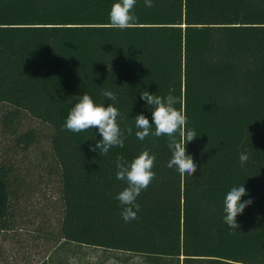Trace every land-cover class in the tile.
<instances>
[{
    "label": "trees",
    "instance_id": "16d2710c",
    "mask_svg": "<svg viewBox=\"0 0 264 264\" xmlns=\"http://www.w3.org/2000/svg\"><path fill=\"white\" fill-rule=\"evenodd\" d=\"M119 0H0V101L50 124L59 163L66 241L133 252L157 263L264 264V0H137L138 18L125 29L108 27ZM112 91L118 102L102 92ZM148 91L184 101L187 143L197 171L181 177L166 165L168 137L136 138L135 117L152 123ZM119 109L123 148L107 155L91 147L98 129L63 128L77 97ZM177 109L181 104L174 105ZM153 126V131H154ZM34 134L19 137L25 145ZM156 156V177L137 198L138 218L126 223L115 197L116 157L131 162L143 150ZM247 154L243 164L240 155ZM244 185L253 203L224 223L223 201ZM11 169L0 164V232L14 218Z\"/></svg>",
    "mask_w": 264,
    "mask_h": 264
},
{
    "label": "rangeland",
    "instance_id": "374dc122",
    "mask_svg": "<svg viewBox=\"0 0 264 264\" xmlns=\"http://www.w3.org/2000/svg\"><path fill=\"white\" fill-rule=\"evenodd\" d=\"M15 113L0 101V164L11 169L16 189L14 218L0 232V264H179L66 241L61 168L51 144L54 129L27 111ZM27 132L35 138L29 145L19 141Z\"/></svg>",
    "mask_w": 264,
    "mask_h": 264
},
{
    "label": "clouds",
    "instance_id": "9594fccd",
    "mask_svg": "<svg viewBox=\"0 0 264 264\" xmlns=\"http://www.w3.org/2000/svg\"><path fill=\"white\" fill-rule=\"evenodd\" d=\"M136 3L137 0H119L114 3L109 13L108 27L125 30L134 26L138 19L132 12ZM144 4L146 7H153L154 0H144ZM102 95L109 101L118 102V97L112 91L105 90ZM140 95L141 99L153 108L152 123L145 115H137L134 119L135 128L138 129L135 132L136 138L144 141L149 136H167L168 148L172 156L166 166L169 169L175 168L181 177L193 176L197 171V165L193 157L186 153V145L198 135L194 129L187 127L184 101L178 100L171 93L161 97L144 91ZM77 100L78 102L69 111L63 128L74 133L85 132L92 128L98 129L102 139L91 147V151L95 152L99 149V155H107L114 147L123 148L127 138L125 132L127 135H132L133 129L128 127L124 131L121 130L117 122L120 116L119 109L113 103L108 104L107 107L104 104H97L87 93L77 97ZM177 103L181 104L180 109L174 106ZM239 159L243 164L248 160V155L241 154ZM155 160L156 156L150 154L148 149L143 150L131 162L126 161L123 155L116 157V179L126 182L127 187L115 199L123 207L121 216L126 223L138 218L140 205L137 203V198L147 190L156 177V173L152 170ZM245 195L248 193L243 184L232 187L225 195L223 219L230 229L240 228L237 216L253 203L251 199L242 202L241 198Z\"/></svg>",
    "mask_w": 264,
    "mask_h": 264
},
{
    "label": "crops",
    "instance_id": "0c3cea01",
    "mask_svg": "<svg viewBox=\"0 0 264 264\" xmlns=\"http://www.w3.org/2000/svg\"><path fill=\"white\" fill-rule=\"evenodd\" d=\"M121 252H125V251H121ZM130 253V252H129Z\"/></svg>",
    "mask_w": 264,
    "mask_h": 264
}]
</instances>
